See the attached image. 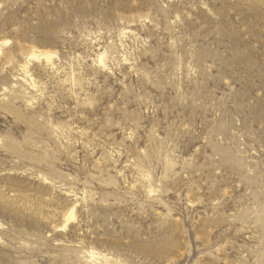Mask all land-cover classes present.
Here are the masks:
<instances>
[{"label":"rangeland","instance_id":"obj_1","mask_svg":"<svg viewBox=\"0 0 264 264\" xmlns=\"http://www.w3.org/2000/svg\"><path fill=\"white\" fill-rule=\"evenodd\" d=\"M0 264H264V0H0Z\"/></svg>","mask_w":264,"mask_h":264}]
</instances>
